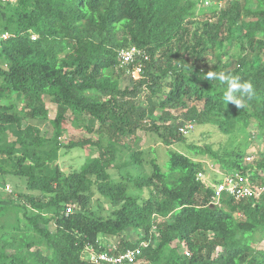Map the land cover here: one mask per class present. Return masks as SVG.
I'll return each instance as SVG.
<instances>
[{"label": "trees", "instance_id": "16d2710c", "mask_svg": "<svg viewBox=\"0 0 264 264\" xmlns=\"http://www.w3.org/2000/svg\"><path fill=\"white\" fill-rule=\"evenodd\" d=\"M204 1L0 0V34L8 33L0 38V188L13 178L23 184L0 196V264H97L82 257L85 246L121 252L142 242L136 264H264V194L222 193L213 202V187L197 178L205 171L198 157L208 155L223 171L263 184L264 160L259 172L240 150L221 155L189 142L193 129L178 131L188 120L227 134L255 126L264 143V0H207L219 2L213 8ZM233 45L235 62L223 61ZM131 46L147 55L136 61L138 78L118 58ZM208 49L216 62L202 67ZM210 70L253 84L245 108L224 104L226 85L203 78ZM122 78L131 83L122 86ZM50 109L47 139L40 125ZM141 128L166 146L183 143L194 158L169 150L165 169L152 159L150 173L119 171L114 179L110 169L127 139L136 148L130 164H141ZM62 147L86 151L79 170H61ZM128 184L147 194H129ZM96 194L114 206L109 215L90 208Z\"/></svg>", "mask_w": 264, "mask_h": 264}, {"label": "rangeland", "instance_id": "374dc122", "mask_svg": "<svg viewBox=\"0 0 264 264\" xmlns=\"http://www.w3.org/2000/svg\"><path fill=\"white\" fill-rule=\"evenodd\" d=\"M219 6V2L211 1L205 8H213V6ZM205 6V2H203ZM204 8V7H203ZM204 10H207L205 9ZM203 10V9H202ZM209 12V10L205 11ZM214 21V19H212ZM202 21H198L194 25L195 31L200 28ZM216 50L215 49H208L206 54L203 57L202 63L200 66L209 67L216 62L215 58ZM240 54L239 48L236 45H233L229 50V56L224 57L223 61L235 62V57ZM129 79L122 78L121 85L125 86L126 84H130ZM139 99L142 102V105L150 106L151 102L147 99L146 96L140 97ZM197 104V103H195ZM173 113L179 114L176 111H172ZM53 109H50L48 112V119L46 122L40 125L41 133L45 138H51L52 136V126H51V119L54 117ZM159 111L154 110V116H159ZM180 120V119H179ZM34 122V121H32ZM195 128L188 135V141L195 143L197 145L208 144L214 150H218L221 155L227 154L231 151H238L240 150L245 155L251 156V159L247 161L250 163L249 165L254 166L257 168L256 164L262 160H264V143L258 134H256L255 126L248 127L249 130H241L236 129L232 133H223L218 128L212 125H199L195 122ZM69 133L65 132L62 135V140L68 139ZM135 136H137V149L142 151V162L138 166L131 165L129 162V154L132 150H135L134 142H132V138L127 139L126 144L127 147L120 146V151H118V155L116 161L114 162V166L110 169V173L114 179H120L119 171L126 176L136 177L137 175L148 174L151 171L150 160L155 159V161L161 166L162 169H165V162L167 160V152L169 150H175L182 153L187 154L190 157L194 158V155L190 152V150L183 144V143H176L171 146L164 145L154 134L149 133L144 129H139ZM64 142V143H65ZM62 143V144H64ZM129 146V147H128ZM58 159L56 163L59 165L61 170L64 173H70L74 170H79L80 167L85 163L87 159L86 151L81 148H73V149H66L64 147L60 148L58 151ZM201 158L203 161L204 169L203 173L205 174L207 180L210 182H214L218 173L221 171L219 168V163L209 157L208 155H203ZM259 172L260 169L257 168ZM122 178V177H121ZM17 182L19 189H23V184L16 179H11L10 181H6L7 184L10 185L11 190L15 191V183ZM129 188L127 192L129 194H139L141 193L142 196L147 194V190H139L134 188L132 185L128 184ZM9 192L3 191L0 189V196H8ZM13 201L14 203L21 202V198H19L18 193H13ZM13 207V206H12ZM112 204L107 200L96 194L92 198L90 208L95 210L97 214L107 216L113 210ZM8 214L10 222H14L16 219V214L12 211ZM50 228H54L53 224H49ZM124 235L127 237H134V232L132 230H126ZM101 239L102 237L99 236ZM106 238V237H104ZM113 240V241H112ZM116 238L108 237L107 243L115 242ZM258 247H264V239L260 241ZM182 247H179V250L182 251Z\"/></svg>", "mask_w": 264, "mask_h": 264}, {"label": "built area", "instance_id": "2783aa9c", "mask_svg": "<svg viewBox=\"0 0 264 264\" xmlns=\"http://www.w3.org/2000/svg\"><path fill=\"white\" fill-rule=\"evenodd\" d=\"M208 4V1H204ZM8 36L7 32L1 33L0 38H6ZM34 38V36H32ZM138 56L146 58V53L139 50L135 46L124 47L118 50V58L121 64L131 65V73L134 78H138L142 71V66L136 64ZM195 122L185 121L183 125L178 127V131L185 135L194 129ZM62 138V137H61ZM59 138V139H61ZM251 156L247 155L245 157L246 161H249ZM197 178L200 179L206 185H211L213 187L212 201L217 202L222 193H227L236 199L254 198L259 197L264 194V183L258 184L249 180L247 176H243L236 172L221 171L218 173L214 182H209L203 173L200 171L197 173ZM3 191L11 192L10 185L5 183L3 186ZM113 241V240H112ZM108 246L117 248L115 242L107 243ZM145 245L144 242L140 244ZM141 246L130 249L127 248L124 251L119 252H108V251H97L92 245H87L84 248L82 257L93 263H107V264H136L137 257L141 253ZM183 253L188 255L187 250H183Z\"/></svg>", "mask_w": 264, "mask_h": 264}, {"label": "clouds", "instance_id": "9594fccd", "mask_svg": "<svg viewBox=\"0 0 264 264\" xmlns=\"http://www.w3.org/2000/svg\"><path fill=\"white\" fill-rule=\"evenodd\" d=\"M203 78L226 85L222 96L225 105L231 102L237 108L242 109L247 106L246 101L255 95L253 84L250 81L242 80L240 76L235 74L210 70L204 74ZM219 168L221 169V167Z\"/></svg>", "mask_w": 264, "mask_h": 264}, {"label": "crops", "instance_id": "0c3cea01", "mask_svg": "<svg viewBox=\"0 0 264 264\" xmlns=\"http://www.w3.org/2000/svg\"><path fill=\"white\" fill-rule=\"evenodd\" d=\"M1 189V188H0Z\"/></svg>", "mask_w": 264, "mask_h": 264}]
</instances>
